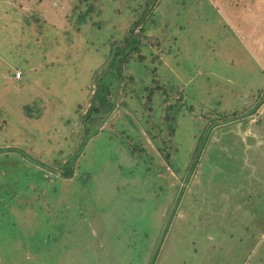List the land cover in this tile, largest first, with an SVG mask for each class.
<instances>
[{"label":"rangeland","instance_id":"374dc122","mask_svg":"<svg viewBox=\"0 0 264 264\" xmlns=\"http://www.w3.org/2000/svg\"><path fill=\"white\" fill-rule=\"evenodd\" d=\"M142 1L154 2L0 0V147L6 148L0 156V264H12L13 257L20 264H122L120 250L127 247L135 264H264V123L258 125L259 119L264 122V103L257 113L240 111L259 100L258 88L264 95V5L248 7L247 18L243 6L234 4L239 0H162L148 15L142 27H150L148 35L158 39L154 48L144 50L147 58L140 64L149 73L136 74L138 86L122 89L120 85L112 97L114 108L105 112L101 126L102 132H108L81 148L83 170L94 169L85 192L92 190L84 200L95 208L77 194L86 177L80 176L82 168L77 166L73 177L61 178L51 159L60 157L55 154L60 146L67 145L73 153L82 145L78 124L96 90L94 77L109 66L110 42L120 39L144 12L147 4L141 6ZM198 1H203L201 6ZM190 3L191 14L186 15ZM82 14L86 21H81ZM172 28L178 31L173 33ZM167 37L176 50L172 63L169 54L160 52ZM17 72L22 79L16 80ZM145 85H162L172 94L188 85L189 90L179 101L161 98L162 111L152 112L146 108ZM28 90L43 98L45 106L42 121L29 126L25 122H31L25 120V128L19 123V105ZM171 104L182 115L178 137L184 145L178 153L175 146L170 148L179 174L167 162L159 140L161 132L164 137L168 133L164 109ZM196 116L198 122L191 119ZM149 119L155 134L146 130ZM73 127L76 138L63 140L62 133ZM130 132L137 138H129ZM107 136L115 141L110 144ZM13 137L16 142H11ZM59 140H63L60 145ZM25 141L36 143L38 153L52 156L43 160L51 162L46 167L35 160L25 164L16 149L27 151L26 160L29 151L37 155ZM197 142L204 145L191 168ZM134 143L162 164L156 174L165 185L166 201L151 213L148 204L141 203L152 195L142 192L140 178H131L132 172L117 175L120 164L135 163L130 155ZM176 153L183 162L174 158ZM68 154H62L61 160ZM30 166L46 171L39 172L36 192L31 179L21 182L14 171ZM53 186L61 190L60 198L50 194ZM61 202L64 212L70 213L63 220L65 227L59 229L61 224L51 221L47 233L60 240L35 239L25 250L26 226H41L40 214H52L54 203L56 207ZM125 234L132 240L136 237L137 252L126 243Z\"/></svg>","mask_w":264,"mask_h":264},{"label":"trees","instance_id":"16d2710c","mask_svg":"<svg viewBox=\"0 0 264 264\" xmlns=\"http://www.w3.org/2000/svg\"><path fill=\"white\" fill-rule=\"evenodd\" d=\"M153 1H154L153 3L149 2L148 4L146 2L142 1L141 6L144 5L145 3L147 4L145 6L144 12L141 13L139 15L138 19H136V21L132 23V25L129 27L127 32H123L120 34L121 35L120 39H116L115 41L110 42V44H113V45H111V50L107 54V60L109 61V63H108L109 66L107 68L103 67L102 71H100L99 73H96V75L94 77L96 90L91 97V101H90L91 103H90L89 108L87 109L85 115H81L83 118L81 119V123L79 122V124H78L79 126L81 124V127H79V128H80V131H82L81 135H83V139L81 138L82 145H79L77 150L74 151L73 153L71 152L70 149H68V151H67V145H63V147L58 146L59 148L57 150H55L56 151L55 154H59L60 157L51 158L52 156L49 157V155H43V154L38 153L36 151V149L38 147L36 145V143H35V145H30V144L26 143V141H25L24 145H27V146L30 145V147L32 148V151L37 153V155H35L31 151H29L27 153V160H26V152L27 151L25 149H16L19 151L21 156H24L23 162L25 164H31L35 160V161H37L36 163H39L40 165L46 167L45 164H47L51 161L46 162L43 160V158H45L47 160H49V158L54 159L55 160L54 163L56 164V166H58V169H59L58 173H59V176L61 178L73 177L75 174L74 169L77 168V166H78V168H82V171H80V172H82L80 174V176L86 175V177H83V183H82L81 188L77 194H79V196L82 195L80 200L83 201V203L87 206L91 203L88 200L87 201L84 200L85 193L88 194L92 190V188L85 192V187H86V185L90 186L91 180H89V178L92 177V171H94V169L83 170V167L80 165L81 160L83 159L81 148H85L88 145L89 141H91L94 137H97L99 134L104 133V132H108V131L102 132L101 126L103 125V122L105 121V118H106L105 112L114 108L115 103H114V100L112 97H113V94L115 93V91L120 87V85H121L122 89L129 88V86L132 84L138 86V80H136V77H137L136 74H138L139 71H141L142 73L144 72L146 74L149 73L147 71V69L144 70L145 68L143 66H146V65L141 66L140 64L145 63L146 58H147L144 50L148 47L151 49L154 48V46H156V42H158V39L156 37H150V35H148V30L152 31V29L150 27L147 28L146 26H144V27H142V26L146 24L147 19H148L147 18L148 15L151 14V12H153V10L157 7V5H160L162 3V0H153ZM213 1L214 0H208L209 3H214ZM225 1L229 2L230 0H225ZM202 2L203 1H201V2L198 1L196 3L198 4V6H201ZM234 4H241L243 6L244 13L246 14L247 18H249L250 10L248 7H250L252 4H256V6H258V7H262V5H264V0H239L238 2H234ZM90 5H91V8H93L94 5L92 3H90ZM189 5L190 6H189V8H187L188 10H187L186 15L191 14L190 10L192 7V3H190ZM229 5H232V4H229ZM230 7L233 8L234 6H230ZM215 8L219 12L218 7L215 6ZM247 9H248V12H247ZM80 17H81V21L87 20L86 14H82ZM36 19H37V16H36ZM168 24L169 23H166V25H168ZM138 26L142 27V28H139ZM182 28H183V26H182ZM165 30H167V28H165ZM171 30L173 31V33H176V31H178L176 29L174 31L173 28ZM167 31L169 32V30H167ZM153 33H154V31H153ZM176 38L177 37L175 36V39ZM173 47H174V45H172L170 38L167 37V40L165 41V48H163L164 50H160L161 53H166L167 55L169 54V59L171 60V63H172V60L176 54V50ZM134 70H135V72H134ZM21 75L17 76L16 80L22 79ZM156 82H159V80H157ZM36 86L38 87V83H36ZM159 88H162L163 91L160 92L158 90ZM144 89H146V91L148 93L147 98H146V103H145L147 106L146 108H148L152 112H155V111H159V110L162 111V109L160 108V106L158 104V101L161 98L165 97L166 99H170V100L174 98V99H176V101H179L180 99H183V97L185 96L184 92L189 90V85L187 87H183V91H180L179 89H177L176 90L177 93H174V94L170 93L169 89L168 88L166 89L162 85H157V86L145 85ZM31 90L35 92L34 89H31ZM34 92L29 91V93H26L25 97L23 98L24 103L21 106L19 105V109L22 113V118L20 119L19 123H21V125H23L25 128H28L27 125L24 124L25 120H29L31 122V123L25 122L29 126L33 125V123H37L38 121H42L43 109L45 106V102H44L43 98L41 99V97L37 96V94H35ZM257 93L259 95H257L256 98H259V100L254 102V103H251L252 105H245L243 110H240L241 113L251 115L252 113L257 111V108L260 107L262 103H264V95L263 96L260 95L261 87L257 89ZM175 95L178 98H175ZM190 95L191 94H189V96ZM176 104H171L166 109H164V111H165L164 116L166 118V121L164 123H167L166 128L168 130V133L166 134V137H164L162 132H161L160 137L162 139H159V140L163 141V144H164L163 150L165 152V158H166L167 162L172 166V168L175 169L176 174H179V173H181V169L176 168V166L174 165L173 159H172L173 153L170 151V148L171 147L173 148V146H175L176 148L174 147V149L178 153L180 150L179 146H181V144L184 145V142L181 139H179V137H178V131H179V127L181 125L180 124V117L182 115H181V111L178 110V108H176V106H177ZM77 112H81L80 107L78 108ZM219 112H220L219 114H221L222 117L224 118V112H222V111H219ZM191 119L194 122L199 121L197 116L193 117ZM147 122L149 123V125H146L147 132L149 134H155V130H154L155 124L154 123L152 124L150 119L147 120ZM67 123L73 124V122L70 119H67ZM142 123L144 124V122H142ZM262 124H263V119H259L258 125H262ZM144 126H145V124H144ZM159 127L162 128L161 124L159 125ZM70 131L71 132H65L64 131V133H62L63 140H64V137L68 141L72 140V138H76V136L78 135L77 128L73 127L70 129ZM131 133L132 132L127 133L128 137L136 139L137 138L136 134L135 133L131 134ZM80 137H82V136H80ZM63 140L57 141L58 145H60ZM106 140L107 141L111 140L113 142L115 141L114 139H111L108 136H107ZM176 140L180 141V145H175ZM81 141H80V143H81ZM111 141H110V144H112ZM126 141H127V139H126ZM6 142H7V140H6ZM11 142H16V138L13 137L11 139ZM197 145H200V146L198 148V151L196 152L195 160L190 165L191 168L195 166V164L198 160V154L200 152V149H201L202 145H204V144L201 142H197ZM131 146H132V148L130 149V153H131L130 155L135 158V161H134L135 163L132 164L130 167H126V166L120 164L121 170L119 171L120 173H117V175H119L120 177H124L129 172L130 173L132 172L133 174H132L131 178L132 177H133V179H134V177L140 178V181H141L140 189L142 190V192L152 195V198L144 199L141 203L144 206H146V204H148V206L150 207L149 212L151 213L154 206H155V208H158L160 204H162L163 202L166 201L167 192H165L166 191L165 185L163 183V180L160 177H158L156 174V171H158L159 169H162L161 168L162 164L159 162V160H156L158 158L155 155L149 156L148 153L146 152L145 148H141V146H138L135 143H134V145H131ZM4 148L5 147H0V156L1 157L4 156V154L3 155L1 154V152L4 151ZM70 152H71V154H70ZM64 153H69L68 154L69 158L62 161L61 157H62V154H64ZM177 153H176V155H174V158L180 160L177 157ZM10 156H16L20 160V157H18L17 154L14 155V154L10 153ZM180 161H182V160H180ZM54 163H50V164L52 166H54ZM30 167L32 169H25V170H21V171L16 169L14 171L19 172V175L21 177L20 178L21 182L22 181L25 182V181H28L31 179L33 182L32 186L33 187L35 186L33 190L36 192V190L39 187L37 182L39 183V181H40L39 172H41V174H43L46 171H43V170L38 171L36 169H33L34 166H30ZM50 169H52V167H50ZM5 170L11 171L8 169H5ZM56 179H59V178H56ZM43 184H45V183H43ZM130 186L131 185L127 182L126 187L128 188ZM55 188H57V187H54L53 191L52 190L50 191L48 188H47V190L50 191V194L53 193V195H55L56 198H57V195L60 194L59 195V198H60L62 195L61 190L59 188H57V189H55ZM154 198L156 200H154ZM180 199H181V195H179L176 198V201L178 202ZM55 205H56V203H54V205L52 206V209L50 211L52 214H49L48 212H42L40 214V215H43V220H42L41 226H35L34 227V225L31 224V225H27L26 226L27 228L25 230L23 229L24 230L23 236L26 237V240H25L26 245L23 246L24 249L26 248V246L28 244H30V243L33 244L35 242V239H46L47 241H50L51 239H52L51 241H54V239H55V242L60 240L59 237L57 235H55V233H51L47 237V233L50 232L49 229H51V227H52L51 221H54L56 223V225L61 224L58 226V228L63 229V227H65V225H64L65 222H63V220L70 213L64 212L63 207H62V202H61V205H59V206L55 207ZM88 207L95 208L96 206L91 204ZM176 208H177V206H175L171 211H175ZM17 211L20 214V211L18 209H17ZM7 213L17 215L16 211L7 212ZM11 216L14 217L13 215H11ZM36 216H37V218H39L38 213H36ZM31 227H34V228H31ZM135 231H136V229H135ZM144 231L145 230H143L141 232V236H142ZM254 236L255 235H253L252 237H254ZM123 237L125 238L126 243L128 245H132L133 247H135L134 251L137 252V250H136V243H137L136 237H135V239L133 238V240L130 238V236L128 234H125ZM63 240H65V238H63L61 240V242H63ZM239 243L242 246V244L244 243L243 239H239ZM55 249H56V246H55ZM120 252H121V256L124 257V263L122 262V264H135V263L130 262V261L134 260L135 258L130 257V255H128V253H129L128 247L120 250ZM139 252L141 253V250ZM1 256H2V258L6 257L3 255H1ZM10 257L12 258V255H10ZM12 260H14V262L12 264H20L19 261L17 259H15L14 257ZM128 262H130V263H128Z\"/></svg>","mask_w":264,"mask_h":264},{"label":"crops","instance_id":"0c3cea01","mask_svg":"<svg viewBox=\"0 0 264 264\" xmlns=\"http://www.w3.org/2000/svg\"><path fill=\"white\" fill-rule=\"evenodd\" d=\"M264 123V122H263ZM259 143H262V141H260V139L258 140Z\"/></svg>","mask_w":264,"mask_h":264},{"label":"built area","instance_id":"2783aa9c","mask_svg":"<svg viewBox=\"0 0 264 264\" xmlns=\"http://www.w3.org/2000/svg\"><path fill=\"white\" fill-rule=\"evenodd\" d=\"M17 75L20 76V73L18 72Z\"/></svg>","mask_w":264,"mask_h":264}]
</instances>
